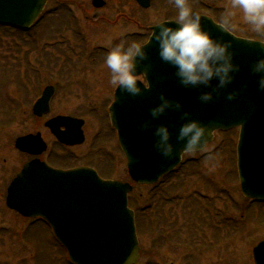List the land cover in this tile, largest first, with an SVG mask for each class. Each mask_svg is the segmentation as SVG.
<instances>
[{
  "label": "rangeland",
  "instance_id": "1",
  "mask_svg": "<svg viewBox=\"0 0 264 264\" xmlns=\"http://www.w3.org/2000/svg\"><path fill=\"white\" fill-rule=\"evenodd\" d=\"M92 1L51 0L38 25L31 30L0 27V148L7 159L0 173V264H70L46 225L40 221L29 223L9 211L5 204L6 189L24 161L15 148L16 138L36 126L40 132L44 131L42 121L36 122V117L26 110L41 95L45 81L59 84V93L53 101L55 114L86 118L90 111L95 114L89 131L94 135L99 130L107 138L103 150L107 166L114 162L108 176L130 181L117 139L111 138L106 130L104 107L110 102L114 87L109 83L110 70L102 60L121 40L141 43L150 28L165 19V12L170 14L166 18L175 17L177 9L172 0H155L153 9L145 11L135 0H104L107 6L103 9H95ZM230 2L189 0L194 11H209L217 14L219 20L224 5ZM233 23L235 35L264 42V36L252 33L243 24L239 13ZM81 56L90 64L74 66ZM236 145L237 132L216 134L208 144L209 152L185 156V163L188 159L193 163L167 179L162 187L135 185L129 195L130 205L145 223L141 231L139 228L138 264H254L253 249L264 239V204L254 203L241 193ZM209 153L214 159H207ZM186 200L201 205L209 203L215 209V214L211 212L215 219L207 221L203 210L182 209L176 223L183 224L185 235L176 234L172 239L183 244H172L169 237L175 234L166 229L172 223L161 221L159 213L172 211L174 204L181 203L183 208ZM177 230L183 232L180 226ZM194 230L195 235H186Z\"/></svg>",
  "mask_w": 264,
  "mask_h": 264
},
{
  "label": "water",
  "instance_id": "2",
  "mask_svg": "<svg viewBox=\"0 0 264 264\" xmlns=\"http://www.w3.org/2000/svg\"><path fill=\"white\" fill-rule=\"evenodd\" d=\"M47 1L0 0V25L30 28ZM136 1L144 8H149L151 4V0ZM94 5L101 7L104 3L96 0ZM202 17L205 30L214 38L232 41L236 61L242 66L228 92L242 89L245 84L247 90L236 100H227L225 93L216 102L202 105L198 97L201 91L207 89L181 87L174 76L175 70L159 59L158 48L150 39L142 46L151 55L152 69L145 76L149 86L143 84L148 91L141 97L132 98L118 89L110 108L112 124L118 130L129 174L142 185L156 183L163 175L173 171L182 159L163 158L153 147L154 130L145 132L140 127L151 118L150 108L160 103L161 93L180 100L194 119L210 129L240 127L237 153L241 191L247 198L264 201V93L257 91L258 78L250 72L251 63L264 53V43L226 33L213 19ZM167 23L175 26V22ZM152 30L158 31L156 27ZM139 70L141 73L144 71L142 67ZM53 94L51 87L44 91L34 107L35 114L42 116L49 110ZM72 121L76 120L58 117L47 125L61 141L67 143L69 136L71 138L70 131L66 134L60 128L72 127ZM155 123L169 125L173 142H176L179 125L183 123L179 113L170 111ZM30 141L31 138L20 139L17 147L23 148ZM132 189L129 183L103 180L92 169L65 172L35 160L26 164L11 184L7 205L26 218L40 217L49 223L73 264H124L133 250L140 254L135 215L128 202ZM254 259L255 264H264V241L254 249Z\"/></svg>",
  "mask_w": 264,
  "mask_h": 264
},
{
  "label": "clouds",
  "instance_id": "3",
  "mask_svg": "<svg viewBox=\"0 0 264 264\" xmlns=\"http://www.w3.org/2000/svg\"><path fill=\"white\" fill-rule=\"evenodd\" d=\"M177 13L175 26L164 20L157 21L156 29L150 39L158 48L159 59L174 71L178 84L185 89H207L201 91L198 100L202 105L216 102L224 97L229 101L236 100L244 91L242 89L228 92L236 81L242 66L236 61V52L231 40L214 38L203 26L201 13L194 11L189 0H172ZM240 18L248 29L257 35L264 36V0H231L224 5L220 14L218 27L230 33L235 30L233 19ZM264 47V45H262ZM104 64L110 70L111 86L120 89L132 98L144 95L147 88L142 81L152 69L151 55L142 45L133 40H121L104 56ZM144 71L141 73L140 68ZM250 72L257 77V91L264 93V53L250 65ZM160 103L150 108V119L141 124L145 132L153 131L154 149L163 158L173 160L197 152H209L210 138H214L215 129H210L201 121L194 119L190 111L180 100L169 98L164 93L159 96ZM180 114L176 142L169 125L156 124L168 112ZM178 145L182 147L178 148ZM214 159L213 155L207 156ZM139 252L133 250L124 264H138Z\"/></svg>",
  "mask_w": 264,
  "mask_h": 264
},
{
  "label": "flooded vegetation",
  "instance_id": "4",
  "mask_svg": "<svg viewBox=\"0 0 264 264\" xmlns=\"http://www.w3.org/2000/svg\"><path fill=\"white\" fill-rule=\"evenodd\" d=\"M154 1L155 0H152L151 7L148 10L153 9L152 7L154 4ZM92 6H93V4H92ZM106 6H107V2H105L104 6H102L99 9H103ZM172 6H174V5H172ZM95 9H98V8H95ZM163 9L167 11V9L165 7ZM206 12H209V11H206ZM165 13H166V17H167V15L170 16L169 13H167V12H165ZM166 17H165L164 21L175 20L174 16H171L170 18H166ZM114 46L115 45H113V47ZM102 56H104V54H101V57ZM80 58L81 59L74 66L79 67L84 62H85V65H83V67L87 66L86 64H90V61L83 60L82 56ZM89 58H91V57H89ZM94 60H93V62H94ZM102 61H104V58ZM83 67L81 68V71H82ZM48 68H50V67H48ZM78 69H80V68H78ZM57 80H61V79L59 78ZM47 86H53L55 88V95L51 100L49 112L44 114L43 117H38V116L34 115V113H33V106H34L35 102L41 97L43 90ZM98 86L100 87V85H98ZM66 87H67V89L70 88L69 85H67ZM44 89L42 90L41 95L38 94V97H37L36 101H34L33 105H31V107H29L30 110H29V108L26 110V112L30 111L33 114V116L36 117V120H35L36 122L42 121L43 126H44V131L40 132L38 126H36L35 129L33 128L34 130L29 131V132L27 131V133H23V134L19 135L16 138V140L17 139H23V138H26L29 136L39 135L41 137V140H43V142L45 143L46 148L43 151L40 150V144H41L40 140L37 141V145L27 143L25 145V147L21 148L20 150L16 148V150L18 152V156L21 157L24 161L19 164L20 167H19V169H17L15 171L14 175L11 178V181L21 171V169L23 168V166L26 163H29V162L36 160V159H39L42 162L47 163L49 166H51L53 168L65 170V171L77 169V168H81V167L92 168V169L96 170L101 177L111 179L108 176L109 173L107 171H108V169L114 167V164H113L114 162L110 161L111 165L107 166V156L103 152L104 147L106 148L105 144L108 143L107 138H104V135L102 136V132L99 130L95 131L96 133L92 132V133H95L94 135H91V133L89 131L90 125H91L90 122H91L92 118H96L95 114L90 111L88 118L79 117V116H76L75 114H62V113H58V114L56 113L55 114V111L53 109V107H54L53 101L56 98L57 94L59 93V84L58 83H55V84L49 83V82L45 81ZM114 97H115V87L112 91V96H111L110 102L104 107L105 113H106L104 117L106 118V130H107V132L110 134L111 138L113 137V138L117 139V134H116L115 130L112 128V126L110 124V118H109V107H110L111 103L113 102ZM94 106H96V105H94ZM95 109H98V107H95ZM58 116H67V117H73V118L83 120V124L76 123V125H73L74 127H70L68 129L70 131V135H74V133H76V131L78 133V136H75L74 138L69 140L70 144H64V143H61L60 141H58L57 138L55 137V135L52 133V131L49 128H47L45 125L48 120H51V119L58 117ZM68 130H67V132H68ZM62 131H66V129L62 128ZM79 132H81V133H79ZM1 138L2 137H0V139ZM33 140H36V139H33ZM80 140H82V142L77 144V141H80ZM72 143H74V144H72ZM2 151L3 150L0 148V173L2 171H4L3 169L5 167V164L7 163V159H5L6 157H4ZM110 159H112V158H110ZM194 159H196V157ZM188 160H189V162H187ZM188 160H186V163H185V160H183L180 168L178 170H176L173 173V175L180 174L181 171H183L184 169L187 168L188 164L193 163V160H191V159H188ZM167 179H168L167 177L162 178L160 180V182L156 186L151 187V189H158V188L162 187V185L165 183V181ZM6 192H7V189H6ZM181 205H182L181 203L174 204V206H173L174 209H172V211L167 210V211H165V213L161 212L159 209V211H160L159 216H160L161 221H165V223H167V222L172 223V225H170V226L166 225V227H167L166 229L167 230L169 229L170 233L175 234V235H170V237L168 236L170 238L169 239L170 243H172V244L176 243L179 245L180 244L182 245L183 243L180 242L179 240H173L172 238L175 237L176 234H180L179 237H183V235H185L183 224L176 223L178 221V219L180 218V214L182 213V209H183V212H184L185 208H189V210L191 209L192 211H202L203 210L206 212L207 221H210L211 219L212 220L215 219V215L212 216L213 214H215V209L209 203L207 205H201L199 202H197L195 200H188V201L186 200V203L183 205V208ZM153 206H154V204L152 206L151 205L149 206V207H151L150 211H152ZM215 206L216 205H214V207ZM202 207L205 209H203ZM173 210L175 211L174 214L171 213V212H173ZM187 212H190V211H187ZM211 212L213 214H211ZM148 215L151 216V214H148ZM164 216L166 219L164 218ZM181 217H182V215H181ZM162 218H164V219H162ZM29 221H30L29 223H31V221L32 222H39L40 219L29 220ZM197 221H198V223L203 222L201 220H197ZM198 223H197V225H198ZM151 226H152V223H151ZM177 226H180V230L183 232H179V230H177ZM196 228L195 229L198 231V227H196ZM190 234L195 235V230L192 233H187L186 235H190ZM262 240H264V239H262ZM166 243H168V242H166ZM168 246H173V245L168 244Z\"/></svg>",
  "mask_w": 264,
  "mask_h": 264
},
{
  "label": "trees",
  "instance_id": "5",
  "mask_svg": "<svg viewBox=\"0 0 264 264\" xmlns=\"http://www.w3.org/2000/svg\"><path fill=\"white\" fill-rule=\"evenodd\" d=\"M139 218V217H138ZM144 218H139L138 219V227L140 228V231L142 230V225L144 227Z\"/></svg>",
  "mask_w": 264,
  "mask_h": 264
}]
</instances>
